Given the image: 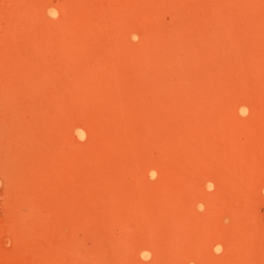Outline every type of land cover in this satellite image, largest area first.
<instances>
[{
    "label": "rangeland",
    "instance_id": "obj_1",
    "mask_svg": "<svg viewBox=\"0 0 264 264\" xmlns=\"http://www.w3.org/2000/svg\"><path fill=\"white\" fill-rule=\"evenodd\" d=\"M86 91L87 101L83 97ZM29 94L38 101L29 99ZM10 101L16 107L19 104L21 112L11 109L15 106L10 108L14 105ZM240 104L242 113L237 108ZM95 108L102 109L100 115L106 112V119L111 113L116 115L109 116L113 122L99 119L103 117L99 114L97 121H91L92 130L98 121L104 122L97 128V134L99 130L104 132L98 136L101 140H96L88 127L90 112ZM6 109L14 112L6 113ZM0 115V264H264V0H0ZM113 119L119 120L118 125ZM111 125L117 131L112 132L108 128ZM14 127L19 129L15 131ZM155 127H162L161 131ZM171 129L172 134L168 132ZM42 130L52 133L47 134L48 139L56 134L61 138L54 139L57 143L52 139V144ZM125 132L132 134L126 137ZM187 132L194 133L196 138L190 136L196 140ZM32 133L38 134L37 139ZM122 136L134 140L125 141ZM174 138L180 140L175 144ZM152 139L168 143L155 146ZM23 142L27 146H17ZM107 142H113L105 144L113 148H107L109 152L104 147ZM140 145L142 151L148 148L147 153L140 152L144 155L137 152ZM123 146L125 150L127 146L138 149L119 153ZM96 147H101L99 156ZM60 148L66 156L63 161L57 155ZM21 149L26 154L19 152ZM36 150L43 155L41 159ZM132 150H137V158H144L134 159ZM34 152L35 156L31 155ZM20 154L24 160L33 158L23 162ZM196 154L203 157V162L188 158ZM213 155L221 157L217 164L204 163ZM111 157L117 160L119 169L124 168L122 175L115 161L111 164ZM149 158L155 165L168 167L172 179L159 172L145 181L143 168ZM86 159H90L88 164ZM37 160L41 163L35 164ZM29 161H34L33 172H29ZM91 164L102 171L85 173ZM109 166L113 172L116 167L118 173L109 172ZM60 168L61 176L57 172ZM65 169L69 171L63 172ZM36 173L41 175L39 185L32 184L30 178ZM62 176H67L66 181ZM117 178L126 182L121 184ZM179 183L184 186L180 184V188ZM139 187L141 193L152 194L140 195L148 198L146 204L141 198L133 208L122 205L108 210L103 204L106 200H100V192L108 191L104 188L111 192L118 188L114 193L122 196ZM184 187L188 192L183 194ZM154 189L156 194L151 192ZM23 192L29 196L25 198ZM157 194L162 200L166 198L170 209L165 213L164 208L159 219L156 216L158 221L151 217L165 204L160 205ZM74 196L78 197L76 201ZM147 201L159 203L156 213L150 209L155 208L152 204L147 209ZM177 212L175 222L164 233L168 219Z\"/></svg>",
    "mask_w": 264,
    "mask_h": 264
},
{
    "label": "bare ground",
    "instance_id": "obj_2",
    "mask_svg": "<svg viewBox=\"0 0 264 264\" xmlns=\"http://www.w3.org/2000/svg\"><path fill=\"white\" fill-rule=\"evenodd\" d=\"M131 50H132V49H131ZM220 63H221V62H220ZM42 80H43V79H42ZM1 81H2V80H1ZM2 82H3V81H2ZM5 82H6V81H5ZM45 82H46V81H45ZM6 84L9 85V82L6 83ZM6 86H7V85H6ZM40 86H41V84H40ZM103 87H104V86H103ZM141 88H142V87H141ZM35 89H36V88H35ZM100 89H101V88H100ZM80 90L82 91L83 89H80ZM97 90H99V89H97ZM144 90H145V89H144ZM1 91H2V90H1ZM16 91H17V90H16ZM81 91H80V92H81ZM31 92H33V91H31ZM100 92H101V91H100ZM237 92H238V91H237ZM33 93H34V92H33ZM35 93H36V91H35ZM38 93H39V92H38ZM84 93H85V92H84ZM89 93H90V91H89ZM108 93H109V92H108ZM17 94H18V93H17ZM17 94L15 93L16 97H17ZM42 94L44 95V93H42ZM82 94H83V93L81 92V96H82ZM13 95H14V93H13ZM36 95H37V94H36ZM39 95L41 96V93H39ZM43 95H42V97H43ZM87 95H88V94H87V91H86V96H83L85 100H86V99H87V100L89 99V97H87ZM91 95H92V93H91ZM107 95H108V94H107ZM109 95H110V94H109ZM10 96H12V94H11ZM30 96H31V94H29V99H32ZM44 96H45V95H44ZM179 96H180V95H179ZM12 97H13V96H12ZM26 97H28V96H26ZM32 97H33V95H32ZM34 97H35V96H34ZM42 97H41V98H42ZM86 97H87V98H86ZM91 97H92V96H91ZM106 97H107V96H106ZM110 97H111V96H110ZM38 98H40V97L38 96ZM43 98H44V97H43ZM177 98H178V97H177ZM24 99H25V98H24ZM24 99H23V100H24ZM33 99H34V98H33ZM33 99H32V101H34V100H35V101H38L37 97H36V99H34V100H33ZM91 99H92V98H91ZM110 99H111V98H110ZM6 100H7V99H6ZM9 100H10V99H9ZM25 100L28 101L27 99H25ZM25 100H24V101H25ZM87 100H86V101H87ZM26 101H25V103H26ZM39 101H40V100H39ZM100 101H101V100H100ZM10 102H11V101H10ZM18 102H19V100H18ZM40 102H41L40 105H42V102H43V101L41 100ZM103 102H104V101H103ZM109 102H110V101H109ZM187 102H188V101H187ZM7 103H8V101H7ZM11 103H13V102H11ZM20 103H21V102H20ZM22 103H23V102H22ZM33 103H34V102H33ZM36 103H37V102H36ZM13 104H14V105L10 104V108H11V106H12V107L15 106V103H13ZM17 104H18V103H17ZM23 104H24V103H23ZM31 104H32V103H31ZM31 104L28 103V105H31ZM115 104H116V103H115ZM4 105H5V103H4ZM47 105H48V104H47ZM130 105H131V104H130ZM173 105H174V104H173ZM185 105H186V104H185ZM188 105H189V104H188ZM5 106L7 107V106H9V105H5ZM37 106H38V103H37ZM156 106H159V105H156ZM168 106H169V105H168ZM190 106H191V105H190ZM239 106H240V107H239ZM244 106H245V105H244ZM18 107H19V104H18L17 107L15 106V107H13V108H11V109H15V108L17 109ZM98 107H99V106H98ZM161 107H162V106H161ZM161 107H160V108L158 107V108L161 109ZM8 108H9V107H8ZM62 108H63V107H62ZM237 108L239 109V112L241 111V113L244 111L243 106H241V104L238 105ZM3 109H4V108H3ZM53 109H54V108H53ZM53 109H52V110H53ZM57 109H58V107H57ZM60 109H61V108H60ZM63 109H64V108H63ZM84 109H86V108H84ZM97 109H98V110H96V108H95V109H93V111L90 112V116H89L90 118H89V120H88V127L90 128V132H91V133L94 132L93 135H94L95 138L98 137V136H100L101 134L104 135V132L101 133V130H99V131H100V132L98 133L99 135L97 134V131H98V129H99V126H98V125H99V122H101V121H98V122L96 123V125L98 126V127L95 126V129H94V130H96V131L92 130V126H93V128H94V125H93L94 123L92 122L93 124H91V121H94L95 118H96V116H97L98 114L100 115V112H101L100 110H102V109H100V108H97ZM191 109H192V108H191ZM210 109H211V108H210ZM238 109H237V110H238ZM17 110H18V112H21V111H19L20 108L17 109ZM5 111H6V113H7V111H9L10 113H11V112H14L13 110L10 111V110H7V109H6ZM23 111H24V108H23L22 112H23ZM25 111H26V110H25ZM61 111H63V110L61 109ZM121 111H122V110H121ZM143 111H144V110H143ZM167 111H168V110H167ZM180 111H181V110H180ZM109 112H110V111H109ZM109 112H108V114H109ZM123 112H124V111H123ZM123 112H119V111H118V113H121V114H122ZM126 112H127V111H126ZM169 112H170V111H169ZM23 113H25V112H23ZM27 113H28V112H27ZM61 113H62V112H61ZM63 113H64V112H63ZM63 113H62V114H63ZM105 113H106V112H105ZM105 113H104V116H103V112H102L101 115H102L103 117H102V118H99V116H98V118H99V119H106ZM110 113H111V112H110ZM127 113H128V112H127ZM181 113H182V112H181ZM241 113H240V114H241ZM18 114H19V113H18ZM20 114H21V113H20ZM106 114H107V113H106ZM111 114L113 115V116H112V115H111V116L109 115L111 118H114V117L116 116V115L113 114V113H111ZM116 114H117V113H116ZM124 114H126V113H124ZM6 115H9V114H6ZM6 115H5V118H4V115H3V118L5 119V122H6V121L9 122L8 117H7ZM11 115H12V117H13V114H11ZM30 115H33V114H30ZM47 115H48V114H47ZM63 115H64V114H63ZM101 115H100V117H101ZM237 115H238V114H237ZM0 116H1V115H0ZM15 116H16V115H15ZM42 116H43V113H42ZM50 116H51V115H50ZM109 116H107L108 119H109ZM120 116H121V115H120ZM122 116H123V115H122ZM176 116H177V115H176ZM6 117H7V118H6ZM12 117H11V118H12ZM104 117H105V118H104ZM195 117H196V116H195ZM208 117H209V116H208ZM208 117H207V118H208ZM3 118H2V119H3ZM13 118H14V117H13ZM13 118H12V120H13ZM37 118H38V117H37ZM119 118H120L119 120H123V119H121L122 117H119ZM123 118H124V117H123ZM40 119H41V118H40ZM108 119H106V120H108ZM128 119H129V118H128ZM176 119H177V118H176ZM15 120H16V118H15ZM113 120H114V119H113ZM119 120H118V121H119ZM141 120H142V117H141ZM145 120H146V119H145ZM156 120H157V119H156ZM183 120H184V119H183ZM195 120H196V119H195ZM235 120H236V119H235ZM33 121H35V119H34ZM47 121H48V119H47ZM95 121H97V118H96ZM109 121H110V122H113L111 119H109ZM114 121H115V120H114ZM116 121H117V120H116ZM116 121H115V122H116ZM118 121L116 122V123H117L116 125H118ZM143 121H144V120H143ZM151 121H152V120H151ZM177 121H178V120H177ZM181 121H182V120H181ZM10 122H11V121H10ZM15 122H16V121H15ZM133 122H134V121H133ZM170 122H171V121H170ZM194 122H195V121H194ZM196 122H197V120H196ZM18 123H20L19 120H18ZM18 123H17V124H18ZM29 123H30V122H29ZM43 123H44V122H43ZM101 123H104V122H101ZM119 123H121L120 125L122 126V123H124V121H123V122L121 121V122H119ZM144 123H145V122H144ZM13 124H14V123H13ZM20 124H21V123H20ZM20 124H19V125H20ZM35 124H36V123H35ZM106 124H107V122H106ZM108 124H109V123H108ZM111 124H113V123H111ZM124 124H125V123H124ZM142 124H143V123H142ZM142 124L139 123L140 126H141ZM146 124H147V122H146ZM161 124H162V123H161ZM21 125H22V124H21ZM21 125H20L19 128H21ZM25 125H26V124H25ZM29 125H30V124H29ZM91 125H92V126H91ZM109 125H110V124H109ZM113 125H114V124H113ZM143 125H144V124H143ZM156 125L158 126V122H157ZM179 125H180V124H179ZM193 125H194V123H193ZM12 126H13V125H12ZM34 126H35V125H34ZM41 126L43 127L44 125L41 124ZM41 126L38 125L37 128H39V127H41ZM51 126H52V125H51ZM51 126H49L50 129H51ZM90 126H91V127H90ZM121 126H120V127H121ZM126 126H127V125H126ZM128 126H129V125H128ZM140 126L138 127V131H139V132H141V130H142V127H140ZM16 127H17V125H16ZM16 127H14L15 131H16V129H17ZM28 127H29V126H28ZM30 127H31V126H30ZM30 127H29V128H30ZM44 127H45V126H44ZM44 127H43V129H44ZM46 127H48V126H46ZM122 127H124V125H123ZM122 127H121V128H122ZM130 127H131V126H130ZM162 127H163V126H162ZM162 127H155V128H158V129H159V128H162ZM176 127H177V126H176ZM19 128H18V129H19ZM29 128H27V129L29 130ZM54 128H55V127H54ZM97 128H98V129H97ZM105 128H106V127H105ZM108 128H110V130H112V132H113L114 130L117 129V128H114V126H112V125H111L110 127H108ZM121 128H120V129H121ZM136 128H137V127H136ZM177 128H178V127H177ZM183 128H184V127H183ZM14 129L12 128V130H13V132H14V135H15L17 132L15 133ZM18 129H17V130H18ZM21 129H22V128H21ZM39 129H41V128H39ZM50 129H49V130H50ZM118 129H119V128H118ZM125 129H126V127H125ZM165 129H167V127H165ZM165 129L162 130V131H165ZM24 130H25V129H24ZM28 130H27V133H28ZM34 130H36V129L34 128ZM51 130H52V129H51ZM51 130H50V131H51ZM128 130H129V129H128ZM159 130L161 131V129H159ZM175 130H176V129H175ZM19 131H20V130H19ZM32 131H33V130H32ZM50 131H49V133H48V131H46V132H47V133H46L45 131L42 130L41 133H43V135H44V132H45V134H46L45 137L47 138V136L51 133ZM54 131H55V130H54ZM102 131H104V128L102 129ZM116 131H117V130H116ZM119 131H120V130H119ZM126 131H127V130H126ZM171 131H172V129H171L170 131H168V132H170V133L172 134ZM21 132H22V131H21ZM21 132H20V133H21ZM23 132H24V131H23ZM25 132H26V130H25ZM35 132H37V130H36ZM35 132H34V133H35ZM95 132H96V135H97V136L95 135ZM120 132H121V131H120ZM189 132H190V131H189ZM192 132H193V131H192ZM30 133H31V132H30ZM30 133L28 134V136H30ZM34 133H32V134H34ZM38 133H39V135H40V131H38ZM55 133H56V132H54L53 134H55ZM105 133H106V132H105ZM126 133H127V132L123 133L124 135H126V137H129V136L132 134V133L130 134V133L128 132L129 134L127 133V134H128V136H127ZM162 133L164 134V132H162ZM165 133H166V131H165ZM180 133H181V132H180ZM180 133H179V134H180ZM187 133H188V132H187ZM11 134H13V133H11ZM18 134H19V132H18ZM23 134H24V133H23ZM36 134H37V133H36ZM36 134H34V136H36ZM47 134H48V135H47ZM60 134H61V133H60ZM119 134H121V133H118L117 135L119 136ZM139 134H140V133H139ZM148 134H149V133H148ZM177 134H178V133H177ZM177 134H174V135H177ZM188 134H189V136H190V135L195 136L194 133H193V134L188 133ZM37 135H38V134H37ZM43 135H42V136H43ZM51 135H52V133H51ZM106 135H107V133H106ZM114 135H115V134H114ZM121 135H122V134H121ZM166 135L168 136V134H166ZM200 135H201V134H200ZM16 136H18V135H16ZM19 136H20V135H19ZM23 136H24V135H23ZM25 136H27V134H26ZM31 136H32V135H31ZM34 136H33V137H34ZM53 136H55V135H53ZM149 136H150V135H148V137H149ZM158 136H159V134H158ZM167 136H166V137H167ZM177 136H178V135H177ZM177 136H176V138H177ZM198 136H199V135H198ZM198 136H197V137H198ZM13 137H14V136H13ZM33 137H32V138H33ZM45 137H43L44 140H45ZM56 137H57V138H56ZM56 137H54V139H55V138L58 139V137H60V136L56 134ZM101 137H102V136H101ZM113 137H114V136H112V138H113ZM126 137H123V136H122L123 139L126 138ZM136 137H137V136H136ZM160 137H161V134H160ZM164 137H165V135H164ZM190 137H191V136H190ZM190 137H189V138H190ZM35 138L37 139V136H36ZM35 138H33V139H35ZM38 138H39V136H38ZM60 138H61V137H60ZM99 138H100V137H98V139H99ZM102 138H104V137H102ZM107 138L109 139L108 136H107ZM117 138H119V137H117ZM122 138H121V139H122ZM131 138H132V137H131ZM149 138L151 139V138H153V136H151V137H149ZM162 138H163V137H161V139H162ZM180 138H181V137H180ZM180 138H179V139H176V140H180ZM187 138H188V137H187ZM193 138H196V136L193 137ZM193 138L191 137L190 139L193 140ZM9 139H10V138H9ZM12 139H13V138H12ZM47 139H48V138H47ZM52 139H53V138H52ZM52 139H48V140H50V142H51L52 144L57 143V142L55 141L56 139H55V140L53 139V141H55V143H54L53 141H51ZM93 139H94V138H93ZM104 139H105V138H104ZM123 139L121 140L122 142H123ZM137 139H139V138H137ZM141 139H142V137H141ZM157 139H160V138L157 137ZM164 139H165V138H164ZM190 139H188V140H189L190 142H192L191 144L195 145V144H196V143H195L196 141H195L194 143H193V141L196 140V139H194L193 141L190 140ZM19 140H21V138H18V141H19ZM22 140L25 141L24 137H23ZM58 140H59V139H58ZM62 140H63V139H62ZM96 140H97V138H96ZM96 140H95V141H96ZM100 140H101V138H100ZM100 140H98V141H100ZM105 140H106V139H105ZM113 140H114V138H113ZM133 140H134V139H132V141H133ZM144 140H145V139H144ZM170 140L172 141V139H170ZM170 140H169V141H170ZM174 140H175V138H174ZM174 140H173V141H174ZM176 140H175V142H174L175 144H176V142H177ZM14 141H15V140H14ZM18 141H16V143H17ZM27 141H28V140H27ZM29 141H30V140H29ZM34 141H35V140H34ZM98 141H96V142H98ZM114 141H115V140H114ZM125 141H131V140H130V139L127 140V138H126ZM132 141H131V142H132ZM142 141H143V140H142ZM149 141H150V140H149ZM158 141H159V140L156 141V139H155V142H154V140L152 139L151 142H152V144L155 143V146H156L157 144H158V145L160 144L161 147H162V143H163V142H164V143H166V142L168 143V141H166V140H163V141L161 140L162 143H159L160 141H159V142H158ZM183 141H184V139H183ZM4 142H5V141H4ZM11 142H12V141L10 140V143H11ZM32 142H33V140H32ZM32 142H31V143H32ZM41 142H43V141L41 140ZM46 142H47V141H46ZM50 142H49V143H50ZM115 142H116V141H115ZM131 142H129V145L131 144ZM137 142H138V140H137ZM139 142H140V141H139ZM145 142L149 144V142H147V141H145ZM157 142H158V143H157ZM179 142L182 144V140L179 141ZM1 143H2V142H1ZM13 143H14V142H13ZM20 143H21V141H20ZM20 143H18L17 146H18V145H19V146H22L23 144L26 145V142H25V143L23 142L22 144H20ZM33 143H34V142H33ZM35 143H36V142H35ZM35 143H34V144H35ZM39 143H40V141H39ZM62 143H64V142L62 141ZM108 143H113V142H107V143H104V147L106 146L105 144H108ZM133 143H135V141H134ZM141 143H143V142H141ZM141 143H139V144H141ZM3 144H6V143H3ZM11 144H12V143H11ZM11 144H10V145H11ZM37 144H38V143H37ZM41 144H43V143H41ZM45 144H46V143L44 142V146H45ZM52 144H51V145H52ZM58 144H59V143H58ZM120 144H121V143H120ZM120 144H119V145H120ZM148 144H147V145H148ZM171 144H172V142H171ZM186 144H187V143H186ZM186 144H185V146H186ZM188 144H189V143H188ZM188 144H187V145H188ZM191 144H189V145L192 146ZM12 145H14V144H12ZM12 145H11V146H12ZM47 145H48V144H46V146H47ZM60 145H62V144L60 143ZM100 145H101L100 143H98V144L96 143V146L99 147ZM110 145H111V144H110ZM114 145H115V144H114ZM114 145H113L112 147H114ZM129 145H128V146H129ZM132 145H133V144H132ZM141 145H144V144H141ZM141 145H140V149H141V151H139L140 149H139L138 151L136 150V151L139 152V153H140V152H143L144 150H146V149H144V147H143L144 150L142 151V147H141ZM163 145H165V144H163ZM178 145H179V144H178ZM4 146H5V145H4ZM4 146H3V147H4ZM6 146H7V145H6ZM11 146H10V149L13 148V147L11 148ZM26 146H27V145H26ZM26 146H24V147H26ZM37 146H40V147H41V145H39V144H38ZM44 146H43V147H44ZM55 146H56V145H55ZM58 146H59V145H58ZM115 146H116V145H115ZM120 146H121V145H120ZM120 146H119L118 148H120ZM128 146H127V148H130V149L132 148V147H128ZM133 146H135V145H133ZM136 146L139 147V145H137V144H136ZM183 146H184V145H183ZM15 147H16V146H15ZM15 147H14V148H15ZM29 147H30V146H28V148H29ZM61 147H62V146H61ZM98 147H96L97 150L95 149L96 156L98 155V154H97V151H99V150L101 149L102 146H101L100 148H98ZM110 147H111V146L105 147L106 151H108L107 148H110ZM123 147H124V146H123ZM138 147H133V148L138 149ZM148 147H149V145H148ZM151 147H153V145H152ZM161 147H160V148H161ZM187 147H188V146H187ZM7 148H8V146H7ZM18 148H19V147H18ZM20 148H21V147H20ZM20 148H19V149H20ZM31 148H34V147H31ZM50 148H53V149H54L55 147L50 146ZM50 148H49V150H51ZM114 148H115V147H114ZM127 148H126V150H127ZM133 148H132V149H133ZM145 148H147L146 145H145ZM149 148H150V147H149ZM184 148H185V147H184ZM192 148H193V147H192ZM10 149H8V150L10 151ZM19 149H18V150H19ZM22 149H23V148H22ZM22 149H21V151H19V152H21V153H25V154H26V151H22ZM26 149H27V147H26ZM35 149H36V147H35ZM41 149H42V148H41ZM47 149H48V148H47ZM55 149H56V148H55ZM60 149H61V148H60ZM98 149H99V150H98ZM103 149H104V148H103ZM111 149H113V148H110L109 150L111 151ZM121 149H122V147H121ZM121 149H120V152H119V153H123V152H124V153H127L126 150H125V147L123 148V150H125V151H123V150L121 151ZM130 149H129V150H130ZM157 149H158V148H157ZM161 149H162V148H161ZM188 149H189V147H188ZM194 149H195V148H194ZM8 150H7V152H6V155H7V153H9ZM14 150H15V149H13L12 152H14ZM18 150H17V148H16V151H18ZM24 150H25V148H24ZM37 150H38V149H37ZM37 150H36V151H37ZM39 150H40V148H39ZM147 150H148V148H147ZM147 150L145 151L146 153H147ZM33 151H34V150H33ZM41 151H42V150H41ZM114 151H115V150H114ZM114 151H112V153H113ZM132 151H133V150H132ZM132 151H131V152H132ZM136 151H133V152H134V155H135V152H136ZM179 151H180V150H179ZM185 151H186V150H185ZM189 151H190V150H189ZM195 151H196V150H195ZM19 152H18V153H19ZM95 152H94V153H95ZM102 152H103V151H102ZM108 152H109V151H108ZM108 152H105L106 155H107V154L109 155ZM115 152H116V151H115ZM133 152H132V153H133ZM137 152H136V153H137ZM145 152H144V153H145ZM162 152H163V151H162ZM175 152H176V151H175ZM15 153H16V152H14V154H15ZM18 153H17V154H18ZM35 153H36V152L31 153V155H32V154L34 155ZM37 153H38V151H37ZM45 153H46V151H45ZM186 153H189V155H192V154H191L190 152H188V151H186ZM2 154H3V153H2ZM12 154H13V153H12ZM14 154H13V156H14ZM25 154H24V155H25ZM38 154H39V157H40V154H41V153H38ZM38 154H37V155H38ZM47 154L49 155L50 153L48 152ZM67 154H68V153H67ZM67 154H66V155H67ZM117 154H118V153H117ZM140 154L144 155L143 153H140ZM173 154H174V153H172V155H173ZM8 155H11V154H8ZM15 155H16V154H15ZM18 155H19V154H18ZM37 155H36V156H37ZM41 155H42V154H41ZM48 155H47V156H48ZM57 155H58V157H59V155H60V157L62 158V161H63L64 157H66V156H65V153H64V151H63L62 149H61V152H60V153H59V152L57 153ZM89 155H90V154H89ZM110 155H111V153H110ZM110 155H109V156H110ZM115 155H116V154H115ZM121 155H124V154H120V156H121ZM145 155H146V154H145ZM151 155H152V154H151ZM29 156H30V155H29ZM34 156H35V155H34ZM42 156H43V155H42ZM75 156H76V154H75ZM78 156H79V155H78ZM90 156H91V155H90ZM98 156H99V155H98ZM102 156H103V155H102ZM120 156H119V157H120ZM125 156H126V154H125ZM135 156H136V155H135ZM135 156H134V159L137 158V157H140L139 154H138V156H136V157H135ZM199 156H200V154H199ZM199 156L196 154L195 157L188 156V158L190 157V158L193 159L195 162H200V161L203 162V157L200 158ZM217 156H218V155H216V156L213 155V157H211L210 160H206L204 163L208 162V163H210V164H212V165L217 164V163L220 161V159H221L220 156H218V157H217ZM4 157H5V156H4ZM4 157H3V158H4ZM11 157H12V156H11ZM20 157H21V154H20ZM22 157H23V159H22ZM22 157H21V160L23 161V160H24V156L22 155ZM26 157H27V156H26ZM31 157H32V156H31ZM45 157H46V155L44 154V157H43V158H45ZM94 157H95V156H94ZM132 157H133V156H132ZM173 157L176 158L177 155H176V156L174 155ZM14 158H16V157H14ZM27 158H28V157H27ZM32 158H33V157H32ZM32 158H31V159H32ZM68 158H71V157L68 156ZM87 158H89V157H87ZM105 158H106V157H105ZM123 158H124V159H125V158L128 159L129 157H123ZM141 158H144V156L141 157ZM141 158H140V159H141ZM171 158H172V157H171ZM175 158H174V160H175ZM197 158H198V159H197ZM31 159H28V160L31 161ZM40 159H41V157H40ZM40 159H39V160H40ZM76 159H77V160H75V162L78 161V158H76ZM112 159H114V160L111 161ZM120 159H122V158H120ZM137 159H139V158H137ZM140 159H139V160H140ZM151 159H152V158H149L150 162L147 164V166L144 167L145 170H144V168H143L144 175L146 174L145 177H147V176H149V177H150V176H154V174L161 172V173H163V175H165L166 178L172 179L173 176H172V174L170 175L171 170H170L168 167H166V166L163 167V166L155 165L153 162H151ZM177 159H179V158H177ZM177 159H176V160H177ZM8 160H9V159H8ZM14 160H15V159H14ZM18 160H19V158H18ZM18 160H17V161H18ZM26 160H27V159H26ZM26 160H24L23 162H25ZM28 160H27V161H28ZM39 160H37V162H35V164H36V163L38 164ZM42 160H44V159H42ZM59 160H60V159H59ZM71 160H73V159H71ZM87 160H88V161H87ZM89 160H90V159H86V163H87V162L89 163V162H90ZM91 160H92V158H91ZM109 160H110V159H109ZM111 160H110V162H111V164H112V162H114L116 159L113 158V157H111ZM141 160H142V159H141ZM141 160H140V161H141ZM146 160H147V159H145V161H146ZM197 160H198V161H197ZM0 161H1V160H0ZM2 161H4V160H2ZM30 161L28 162V164L30 165V167H28V168H30V169H29V170H30L29 172H33L34 169L31 171V164H32L34 161L31 162V164H30ZM44 161H45V160H44ZM73 161H74V160H73ZM80 161H81V160H80ZM80 161H79V162H80ZM83 161H84V160H83ZM94 161H95V160H94ZM116 161H117V160H116ZM116 161H115L114 163H116ZM118 161H121V160H118ZM128 161H129V160H128ZM147 161H148V160H147ZM172 161H173V160H172ZM20 162H21V161H20ZM51 162H52V161H51ZM60 162H61V161H60ZM69 162L71 163L70 160H69ZM100 162H101V161H100ZM104 162L106 163L105 160H104ZM129 162H130V161H129ZM201 162H200V163H201ZM16 163H17V162H16ZM21 163H22V162H21ZM26 163H27V162H26ZM39 163H41V162H39ZM49 163H50V162H49ZM49 163H48V164H49ZM56 163H57V162H56ZM61 163H63V162H61ZM67 163H68V161H67ZM88 163H87V164H88ZM91 163H93V161H92ZM94 163H95V162H94ZM94 163H93V164H94ZM97 163H98V162H97ZM120 163L122 164V161H121ZM125 163H127L126 165L124 164L125 166H129V165H128V162L125 161ZM131 163H133V162L131 161L130 164H131ZM137 163H138V162H137ZM24 164H25V163H24ZM50 164H51V163H50ZM57 164H58V163H57ZM63 164H64V163H63ZM78 164H80V163H78ZM82 164H83V163H82ZM84 164H85V163H84ZM11 165H12V164H11ZM16 165H17V164H16ZM44 165H45V164H44ZM112 165H113V164H112ZM114 165H115V164H114ZM116 165H117V168L119 169V167H118L119 165H118L117 163H116ZM133 165H134V166L137 168V170H138V168H139L138 165H137V166H136V164H133ZM133 165H132V166H133ZM17 166H18V165H17ZM23 166H25V165H23ZM27 166H28V165H27ZM33 166H34V165H32V167H33ZM51 166H52V165H51ZM54 166H55V165H54ZM54 166H53V167H54ZM60 166H61V165H60ZM97 166H98V165H97ZM97 166H96V164H95V165H92V164H91L90 167L88 166L89 169H88V168L85 169L84 172H85V173L87 172V173H89V174H91V175L99 174L102 170L99 171L100 168L98 169ZM100 166H101V165H100ZM104 166H105V165H104ZM130 166H131V165H130ZM134 166H133V167H134ZM14 167H16V166L14 165ZM19 167L21 168V166H19ZM58 167H59V165L57 166V168H58ZM66 167L68 168V166H66ZM70 167H71V166H70ZM80 167L82 168L81 165H80ZM121 167H123V166H121ZM121 167H120V168H121ZM141 167H142V166H141ZM5 168H6V167H5ZM20 168H18V171L20 170ZM26 168H27V167H25V169H26ZM38 168H41L39 171L42 172V169H43V168H42L41 166L38 167ZM49 168H50V166H49ZM127 168H129V167H127ZM229 168H230V167H229ZM11 169H12V167H11ZM22 169H23V168H22ZM25 169H24L23 171H25ZM45 169L47 170V168H45ZM54 169H55V168H54ZM60 169H61V168H60ZM82 169H83V168H82ZM105 169H106V168H105ZM107 169H108L109 172H112V173H114L115 171L118 170V169H116V167H115V171L113 172L112 170H114V169H111L110 166L107 167ZM109 169H110V170H109ZM130 169H131V168H130ZM133 169H134V168H133ZM13 170H14V169H13ZM35 170H37V167H36ZM50 170H52V169H50ZM57 170H58V169H57ZM57 170H55V172H56ZM67 170L69 171V169H65V171L63 170V172H67ZM70 170H71V169H70ZM122 170H124V168L119 169V170H118L119 173H120V171H122ZM140 170H141V168H140ZM227 170L229 171V169H227ZM11 171H12V170H11ZM20 171H22V170H20ZM37 171H38V170H37ZM39 171H38V172H39ZM53 171H54V170H53ZM72 171H73V170H72ZM81 171H82V170H81ZM104 171H105V170H104ZM104 171H103V172H104ZM108 171H107V172H108ZM129 171L131 172L132 170H129ZM13 172H14V171H13ZM25 172H27V171H25ZM44 172H45V171H44ZM57 172H59V173L61 172V173L59 174L60 176H61V174H63V173H62V169H61V171H57ZM79 172H80V171H79ZM84 172H83V173H84ZM107 172L104 173V174L107 175ZM109 172H108V175H110ZM139 172H140V171H139ZM143 172L141 171V173H143ZM68 173H69V172H68ZM81 173H82V172H81ZM112 173H111V176L113 175ZM117 173H118V172H117ZM117 173L115 172V175H116ZM122 173H124V171H123ZM122 173H120V174L122 175ZM126 173H127V171H126ZM10 174H11V173H10ZM26 174H28V172H27V173H24V175H26ZM54 174H55V173H54ZM74 174H76V173H74ZM104 174H103V175H104ZM128 174H129V173H127V175H128ZM168 174H169V176H168ZM11 175H12V174H11ZM22 175H23V174H22ZM28 175H29V174H28ZM33 175H34V174H33ZM33 175H31V177H30V178L33 179V180H32V184L35 182L37 185H39V184H38V181L41 179V175L39 174V175H40L39 177L36 176V175H38L37 173H36L34 176H33ZM56 175L58 176V173H56ZM56 175H55V176H56ZM69 175H70V173H69ZM69 175H68V178H67V176H65V178H64V176H62V177L64 178V180H65L66 178L69 179V178H70ZM82 175H84V174H82ZM82 175H81V176H82ZM101 175H102V174H101ZM106 175H105V176H106ZM166 175H167L168 177H167ZM9 176H10V175H9ZM17 176H18V175H17ZM19 176H20V175H19ZM19 176H18V178H19ZM26 176H27V175H26ZM26 176H25V177H26ZM35 176H36V177H35ZM77 176H78V175H77ZM111 176H109V177H111ZM141 176H143V174H142ZM171 176H172V177H171ZM20 177H21V176H20ZM22 177H24V176H22ZM22 177H21L20 179H22ZM27 177H29V176H27ZM27 177L24 178V180L27 179ZM58 177H59V176H58ZM75 177H76V175H75ZM75 177H74V178H75ZM84 177H86V176H84ZM91 177H92V176H91ZM99 177H100V176H99ZM102 177H103V176H102ZM116 177H118V175H117ZM123 177H126V176L124 175ZM123 177H122V178H123ZM145 177H144V178H145ZM149 177H147V178L145 179V181H147ZM9 178H11V177H9ZM9 178H8V179H9ZM30 178H29V179H30ZM34 178H35L36 180H34ZM71 178H73V177L71 176ZM92 178H93V177H92ZM104 178H105V180L107 179V177H104ZM12 179H14V178H12ZM15 179H17V178H15ZM20 179H18V180L21 181ZM56 179H57V178H56ZM59 179L61 180L62 178L60 177ZM59 179H58V180H59ZM85 179H86V178H85ZM85 179H83V180H85ZM112 179H113V177H112ZM112 179H109V180L111 181ZM117 179H118V178H117ZM124 179H125V178H124ZM138 179H139V178H138ZM18 180H17V181H18ZM24 180H23V181H24ZM30 180H31V179H30ZM50 180H51V179H50ZM54 180H55V177L53 178V181H54ZM79 180H80V182H84V181H82V179L80 178V176H79ZM86 180H87V179H86ZM96 180H97V179H96ZM109 180H108V182H106V184L109 183ZM139 180H141V178H140ZM142 180H143V182H144V179H142ZM142 180H141V181H142ZM174 180H175V179H174ZM8 181H9V183L12 182V181H10V180H8ZM41 181H42V179H41ZM48 181H49V180H48ZM61 181H62V180H61ZM65 181H66V180H65ZM72 181H73V184H74V181H75V180H71L70 182H72ZM94 181H95V180H94ZM116 181H117V180H116ZM116 181H115V182H116ZM118 181H119V179H118ZM120 181H122V180H120ZM120 181H119V182H120ZM123 181L126 182V180H123ZM123 181H122V182H123ZM137 181H138V180H137ZM137 181H136V182H137ZM148 181H150V180H148ZM14 182H15V181H14ZM21 182H22V181H21ZM39 182H40V181H39ZM44 182H45V181H44ZM51 182H52V181H50V183H51ZM63 182H64V181H63ZM68 182H69V181H68ZM68 182H66V183H68ZM86 182H87V181H86ZM86 182H85V184H87ZM112 182H113V180L111 181V184H112ZM143 182H142V183H143ZM16 183H17V182H16ZM28 183H29V181H28ZM48 183H49V182H48ZM59 183H60V182H59ZM64 183H65V182H64ZM92 183H93V179H92ZM98 183H101V184H102V183H105V182H103V181L100 182V181L98 180ZM113 183H114V182H113ZM120 183H121V182H120ZM128 183H129V185H131L130 182L127 181V184H128ZM132 183H133V182H132ZM137 183H140V182H137ZM137 183L134 182L133 184L136 185ZM147 183H148V182H147ZM11 184H12V183H11ZM11 184H10V185H11ZM20 184H21V183H19V185H20ZM22 184H26V183H22ZM22 184H21V185H22ZM41 184H42V182H41ZM52 184H53V182H52ZM54 184H55V183H54ZM54 184H53V185H54ZM106 184H103V185L105 186ZM115 184H116V183H115ZM121 184H123V183H121ZM180 184H181V183H179V186H180ZM15 185H17V184H15ZM27 185H28V184H27ZM56 185H57V184H55V187H56ZM65 185H66V184H65ZM68 185H69V183H68ZM74 185H75V184H74ZM87 185H88V184H87ZM90 185H91V184H90ZM93 185H94V184H93ZM95 185H97V184H96V181H95ZM107 185H108V184H107ZM107 185H106V186H107ZM117 185L119 186V183H117ZM117 185H116V187H117ZM125 185H126V183H125ZM138 185H139V184H138ZM140 185H141V183H140ZM146 185H147V184H144L143 186H146ZM181 185H182V184H181ZM187 185H188V184H187ZM23 186H24V185H23ZM29 186H30V184H29ZM83 186H84V185H83ZM85 186H86V185H85ZM108 186H109V185H108ZM123 186H124V185H123ZM182 186H184V185H182ZM182 186H180V188H181ZM12 187H13V186H12ZM30 187H31V186H30ZM46 187H47V186H46ZM52 187H53V186H52ZM55 187H54V188H55ZM58 187H59V186H58ZM65 187H67V185H66ZM69 187L72 188V187H71V184H70ZM76 187H77V185H76ZM87 187H88V186H87ZM87 187H86V189H87ZM97 187H98V186H97ZM101 187H102V186H101ZM113 187L115 188L114 185H113ZM128 187H130V186H128ZM128 187H127V185L125 186V188H127L128 190H131V189H129ZM132 187H133V186H132ZM134 187H136V186H134ZM147 187L149 188L150 186H147ZM154 187H155V189H156V186H153V188H154ZM17 188H19V187H16V191H18ZM48 188H50V187H48ZM48 188H46V189H48ZM77 188H78V187H77ZM77 188H76V191H77ZM106 188H107V187H106ZM106 188H104V189H105V190H108V191H103V192L101 191V192H100V190H98V192H100V195H101V196H100V200H101V202L103 203V201L106 200V202H104L103 204H105V205L107 206L108 210H109V209H116L117 207L122 206V205L129 206L130 208H133L135 204H137V203L143 201V198H144L145 196L142 195V196H144V197L142 198V196H140V195L143 194V193H144L145 195L147 194V193H145L146 191H144L143 193H141V188L139 187L137 191L133 189L132 191H135V192H133V193H129V194H127V193H126V194H125V193L123 194V193H122V196H117V195H115L114 192H115L116 190H118V188H116V190H115L114 192H111L112 190L110 191L109 188H108V189H106ZM120 188H121V187H120ZM153 188L151 189V187H150L149 189L153 190ZM186 188H187V187H186ZM10 189H12V188H10ZM13 189H14V187H13ZM19 189H20V188H19ZM22 189H23V188H22ZM26 189H27V188H26ZM31 189H32V188H31ZM60 189H61V188H60ZM60 189H59V190H60ZM82 189H83V187H82ZM82 189H81V190H82ZM86 189H85V190H86ZM97 189H98V188H97ZM110 189H113V188H110ZM121 189H122V188H121ZM143 189H145V188H143ZM149 189H147V192H149V191H148ZM155 189H154V191H151V190H150V191L153 192V194H154V193L156 194L157 192H156ZM182 189H183V188H182ZM184 189H185V187H184ZM184 189H183V190H184ZM32 190H33V189H32ZM42 190H43V189H42ZM44 190H45V189H44ZM89 190L92 191L91 187H90ZM157 190H158V188H157ZM188 190H189V189H188ZM13 191H15V190H13ZM13 191H12V192H13ZM35 191H37V190H35ZM51 191H52V190H51ZM82 191H84V190H82ZM95 191H96V190H95ZM95 191L92 192V193H95ZM118 191H119V190H118ZM132 191H130V192H132ZM189 191H190V190H189ZM18 192H19V191H18ZM27 192H28V191H27ZM46 192H47V190H46ZM78 192H79V191H78ZM84 192H85V191H84ZM84 192H83V194H84ZM88 192H90V191H88ZM120 192H122V190H120ZM120 192H119V194H120ZM124 192H127V191H124ZM180 192H181V191H180ZM186 192H188V191H186V189H185V191H183V194L186 193ZM19 193H20V192H19ZM23 193H24V192H23ZM23 193H22V195L25 194V198H26V195L29 194V193H28V194H26V193L23 194ZM32 193H34V191H32ZM75 193H77V192H75ZM16 194H18V193H16ZM34 194H35V193H34ZM41 194H42V193H41ZM89 194H90V193H89ZM96 194H97V192H96ZM150 194H151V193H148V194L146 195V197H147L148 195H149V197H151ZM158 194H159V192H158ZM158 194H157V195H158ZM180 194H182V193H180ZM183 194H182V195H183ZM13 195L15 196L14 193H13ZM20 195H21V194H20ZM31 195H32V194H31ZM31 195H30V196H31ZM57 195H58V194H57ZM85 195H86V194H85ZM90 195H91V194H90ZM151 195H152V194H151ZM28 196H29V195H28ZM32 196H33V195H32ZM71 196H72V195H71ZM77 196H78V195H77ZM77 196H76V197H77ZM98 196H99V193L97 194V196H95L96 199L98 198ZM154 196H155V195H153V197H154ZM158 196H159V200H160V199H161V198H160V195H158ZM21 197H22V196H21ZM62 197H63V195H62ZM62 197H61V199H62ZM74 197H75V196H74ZM74 197H73V199H75V201H76V197H75V198H74ZM86 197L88 198L87 195H86ZM89 197H90V196H89ZM15 198H16V197H15ZM63 198H65V197H63ZM77 198H78V197H77ZM93 198H94V197H93ZM141 198H142V201H140ZM163 198H164V197H163ZM59 199H60V198H59ZM145 199H146V198H144V202H143L144 204H146L145 201H146L148 198H147L146 200H145ZM149 199L151 200V198H149ZM157 199H158V198H157ZM165 199H166V198H164L163 200L161 199L162 201H159V202H160V205H162V204H165L166 206L168 205V203L165 201ZM55 200H56V199H55ZM62 200H63V199H62ZM64 200H65V199H64ZM97 200H98V199H97ZM150 200H149V201H150ZM154 200H155V198H154ZM57 201H60V200L57 199ZM69 201H70V200H69ZM149 201H147L148 204H149ZM163 201H164L165 203H161V202H163ZM67 202H68V201H67ZM99 202H100V201H99ZM152 202H153V201H152ZM156 202H157V201H156ZM55 203H56V202H55ZM59 203H60V202H59ZM157 203H158V202H157ZM157 203H155V201H154V204L151 203L152 205H154V207H155L154 209H153V208H150V207H152V206H150L151 204H149V205L146 206V207H147V209L150 208L151 211H153V212H154V210H155L154 213H156V210H157L156 208H158V207H156L155 205H157V206L159 205V203H158V204H157ZM169 204H170V202H169ZM160 205H159V206H160ZM165 205L160 206L161 209L158 208L159 212H157V215H155V216L153 215V217H151V218H154V217H155V219H156V216H158V219H159V216L162 214L164 208H165L164 212H165V211L168 212V211L170 210V209H169V206H167V208H166V207H164ZM170 205H171V204H170ZM171 206H172V205H171ZM62 209H63V207H62ZM167 209H168V210H167ZM158 210H157V211H158ZM149 211H150V210H148V212H149ZM176 211H177V210H176ZM153 212H151V213L153 214ZM166 212H165V213H166ZM149 213H150V212H149ZM151 213H150V214H151ZM163 214H164V213H163ZM174 214H175V212H174ZM174 214L172 215V217H170L171 219H170V218L168 219L167 225H166V227H164V229H163V232H164V233L167 232L168 227H169L170 224L175 220L174 218H176V216L179 214V212H177L176 215H174ZM164 215H166V218H164V220H165V219H167V216H168V215H171V214H170V212H169V214L167 213V214H164ZM151 216H152V215H151ZM164 217H165V216H164ZM158 219H156V220L158 221ZM162 219H163V216H162ZM160 221H161V219H160ZM160 221H159V222H160ZM166 221H167V220H166ZM166 221H165V223H166ZM159 222H158V223H159ZM161 222H162V221H161ZM174 222H175V221H174ZM195 222H196V221H195ZM161 224H162V223H161ZM163 225H165V224L163 223L162 226H163ZM162 226H161V227H162ZM159 227H160V225H159ZM158 229H159V228H158ZM161 230H162V228H161Z\"/></svg>",
    "mask_w": 264,
    "mask_h": 264
}]
</instances>
